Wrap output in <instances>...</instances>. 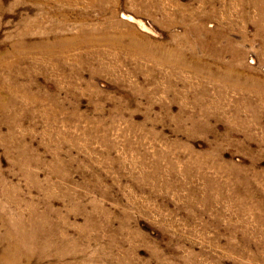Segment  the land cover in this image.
<instances>
[{"label": "rangeland", "instance_id": "rangeland-1", "mask_svg": "<svg viewBox=\"0 0 264 264\" xmlns=\"http://www.w3.org/2000/svg\"><path fill=\"white\" fill-rule=\"evenodd\" d=\"M0 264H264V0H0Z\"/></svg>", "mask_w": 264, "mask_h": 264}, {"label": "bare ground", "instance_id": "bare-ground-1", "mask_svg": "<svg viewBox=\"0 0 264 264\" xmlns=\"http://www.w3.org/2000/svg\"><path fill=\"white\" fill-rule=\"evenodd\" d=\"M78 33V32H77ZM93 34V33H92ZM97 34V33H96ZM132 35V34H131ZM187 35V34H186ZM87 36V35H86ZM89 36V35H88ZM93 36V35H92ZM100 36V35H99ZM103 36V35H102ZM105 36V35H104ZM120 36V35H119ZM122 36V35H121ZM120 36V37H121ZM93 37H95V36H93ZM119 37V38H120ZM130 37V36H129ZM76 38V37H75ZM91 38V37H90ZM104 38V37H103ZM113 38V37H112ZM78 39V38H77ZM87 39H88V37H87ZM107 39H108V37H107ZM133 39V38H132ZM144 39V38H143ZM63 40V39H62ZM58 41V40H57ZM91 41V40H90ZM62 41H60L59 43H61ZM93 42V41H92ZM93 44V43H92ZM110 44V43H109ZM135 44V43H134ZM141 44V43H140ZM77 45V44H76ZM113 45V44H112ZM122 48V47H121ZM132 48V47H131ZM125 49V48H124ZM13 237V236H12ZM11 237V238H12ZM13 239V238H12ZM19 241V240H18ZM27 241V240H26ZM15 242V241H14ZM15 244V243H14ZM16 245V244H15ZM17 247V246H16ZM17 248H19V247H17ZM19 250H20V248H19ZM5 255V254H4ZM6 257V256H5ZM17 258V257H16ZM16 260V259H15Z\"/></svg>", "mask_w": 264, "mask_h": 264}]
</instances>
